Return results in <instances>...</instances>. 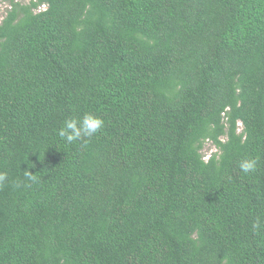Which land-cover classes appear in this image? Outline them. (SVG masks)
<instances>
[{
    "label": "trees",
    "instance_id": "16d2710c",
    "mask_svg": "<svg viewBox=\"0 0 264 264\" xmlns=\"http://www.w3.org/2000/svg\"><path fill=\"white\" fill-rule=\"evenodd\" d=\"M0 1V264H264V0Z\"/></svg>",
    "mask_w": 264,
    "mask_h": 264
},
{
    "label": "clouds",
    "instance_id": "9594fccd",
    "mask_svg": "<svg viewBox=\"0 0 264 264\" xmlns=\"http://www.w3.org/2000/svg\"><path fill=\"white\" fill-rule=\"evenodd\" d=\"M104 120L99 116L88 113L83 118H70L65 120L63 126L58 130V135L66 143L74 142L87 143L97 133L104 128ZM257 159L248 158L240 162L239 167L244 174H250L257 169ZM26 180L33 183L37 182V176L29 170H24ZM8 180L7 173L0 172V185H3Z\"/></svg>",
    "mask_w": 264,
    "mask_h": 264
},
{
    "label": "rangeland",
    "instance_id": "374dc122",
    "mask_svg": "<svg viewBox=\"0 0 264 264\" xmlns=\"http://www.w3.org/2000/svg\"><path fill=\"white\" fill-rule=\"evenodd\" d=\"M16 1H22L24 3L29 2V0H16ZM10 4L11 3L9 1H0V23L4 18L5 14L7 13L8 9L10 8L11 6ZM215 151H217V148L214 146V144L211 141H208L204 148V152L207 153L206 157H208L212 152Z\"/></svg>",
    "mask_w": 264,
    "mask_h": 264
},
{
    "label": "built area",
    "instance_id": "2783aa9c",
    "mask_svg": "<svg viewBox=\"0 0 264 264\" xmlns=\"http://www.w3.org/2000/svg\"><path fill=\"white\" fill-rule=\"evenodd\" d=\"M208 158V157H207Z\"/></svg>",
    "mask_w": 264,
    "mask_h": 264
}]
</instances>
